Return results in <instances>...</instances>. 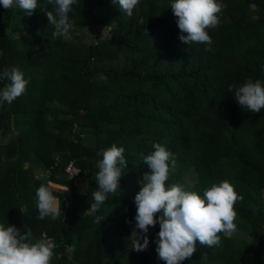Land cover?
<instances>
[{
  "label": "trees",
  "instance_id": "16d2710c",
  "mask_svg": "<svg viewBox=\"0 0 264 264\" xmlns=\"http://www.w3.org/2000/svg\"><path fill=\"white\" fill-rule=\"evenodd\" d=\"M171 2L140 0L128 17L111 0H78L69 13L75 27L108 28L89 43L53 38L48 0L31 16L0 6V71L17 67L29 80L0 107V223L52 239L51 264H165L155 251L159 224L144 251L132 250L130 237L134 197L150 171L141 153L154 143L176 159L166 187L202 196L227 180L243 197L234 205L237 232L221 234L217 247L197 241L182 264H264V108L250 113L228 91L249 78L264 84V0H218L226 7L208 30L210 51L179 40ZM112 144L128 165L120 191L92 212L96 163ZM83 176L91 178L80 192L74 180ZM42 184L60 204L55 221L38 219Z\"/></svg>",
  "mask_w": 264,
  "mask_h": 264
},
{
  "label": "clouds",
  "instance_id": "9594fccd",
  "mask_svg": "<svg viewBox=\"0 0 264 264\" xmlns=\"http://www.w3.org/2000/svg\"><path fill=\"white\" fill-rule=\"evenodd\" d=\"M111 2L131 17L140 0ZM77 3L78 0H48L54 9L46 12L49 24L54 27L53 38L72 40L75 24L69 19V13ZM0 6L5 10L17 8L31 16L38 8V0H0ZM170 7L181 33L179 40L186 45H207L205 51H210L212 38L208 30L219 27L226 5L218 0H172ZM0 81L5 82L0 88V107L5 103L11 105L26 92L29 83L17 67H6L0 71ZM228 91H234L238 104L250 113H259L264 108V84L259 79L253 82L249 78L235 88L230 85ZM46 118L51 121V114ZM152 147L154 151L150 154L145 156L141 153L142 161L150 171L144 173L140 190L134 197L136 212L130 236L132 250H146L149 229L159 224L154 241L157 258L165 264H182L193 256L197 241L208 248L217 247L222 243L221 234L231 238L237 232L234 205L243 197L227 180L205 188L202 196L175 183L166 187L169 173L175 170L176 159L164 145L154 143ZM124 152L123 147L112 144L99 153L102 159L96 163L97 190L92 193L95 201L90 206L92 212H97L110 194L120 191L122 169L128 165ZM35 202L38 219L55 221L60 217V204L48 186L42 184L36 189ZM158 213L161 215L157 219ZM100 222L101 218L97 217V223ZM26 229L22 233L15 225L0 223V264H51L57 244L45 236L37 238L31 228Z\"/></svg>",
  "mask_w": 264,
  "mask_h": 264
},
{
  "label": "rangeland",
  "instance_id": "374dc122",
  "mask_svg": "<svg viewBox=\"0 0 264 264\" xmlns=\"http://www.w3.org/2000/svg\"><path fill=\"white\" fill-rule=\"evenodd\" d=\"M253 12V11H251ZM72 39L74 41H80L82 43H89L91 41H98V40H104L108 37V28L105 26H101L99 28L96 27H75L72 31ZM42 174L41 172L39 175ZM91 177H80L74 180V184L78 191L82 192L86 189L87 183L90 180ZM264 193V192H263ZM264 196V194H263Z\"/></svg>",
  "mask_w": 264,
  "mask_h": 264
},
{
  "label": "built area",
  "instance_id": "2783aa9c",
  "mask_svg": "<svg viewBox=\"0 0 264 264\" xmlns=\"http://www.w3.org/2000/svg\"><path fill=\"white\" fill-rule=\"evenodd\" d=\"M71 168H68V170H70Z\"/></svg>",
  "mask_w": 264,
  "mask_h": 264
}]
</instances>
